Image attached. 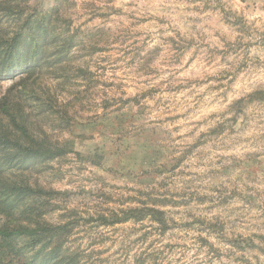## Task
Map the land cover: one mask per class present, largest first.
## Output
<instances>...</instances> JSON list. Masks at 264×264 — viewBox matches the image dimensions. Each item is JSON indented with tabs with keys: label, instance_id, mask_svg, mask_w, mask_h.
Masks as SVG:
<instances>
[{
	"label": "clouds",
	"instance_id": "9594fccd",
	"mask_svg": "<svg viewBox=\"0 0 264 264\" xmlns=\"http://www.w3.org/2000/svg\"><path fill=\"white\" fill-rule=\"evenodd\" d=\"M0 16V264H264V0Z\"/></svg>",
	"mask_w": 264,
	"mask_h": 264
},
{
	"label": "rangeland",
	"instance_id": "374dc122",
	"mask_svg": "<svg viewBox=\"0 0 264 264\" xmlns=\"http://www.w3.org/2000/svg\"><path fill=\"white\" fill-rule=\"evenodd\" d=\"M5 22H6L5 17L4 16H0V25L4 24ZM8 80H10V79H8ZM8 87H10L9 84L0 85V89H7Z\"/></svg>",
	"mask_w": 264,
	"mask_h": 264
},
{
	"label": "trees",
	"instance_id": "16d2710c",
	"mask_svg": "<svg viewBox=\"0 0 264 264\" xmlns=\"http://www.w3.org/2000/svg\"><path fill=\"white\" fill-rule=\"evenodd\" d=\"M21 55H24V53H21ZM13 78H15V74H10L6 79H13ZM0 204L7 205L8 201L7 200L0 201Z\"/></svg>",
	"mask_w": 264,
	"mask_h": 264
}]
</instances>
